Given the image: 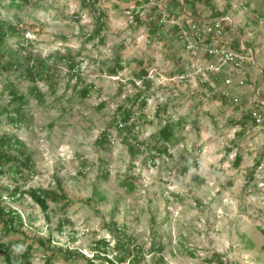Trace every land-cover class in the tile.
I'll return each mask as SVG.
<instances>
[{
  "label": "rangeland",
  "instance_id": "obj_1",
  "mask_svg": "<svg viewBox=\"0 0 264 264\" xmlns=\"http://www.w3.org/2000/svg\"><path fill=\"white\" fill-rule=\"evenodd\" d=\"M8 1L0 17L24 30L20 38L8 37L0 45L5 51L0 56V110L9 105L11 83L28 100L27 122L13 127L0 113V135L22 141L32 165L21 176L0 177V190L20 187L25 192L17 200L0 197V207L9 206L23 220L18 233L3 234L0 224V243L22 241L15 256L32 245L30 264H45L44 255H54L53 264H86V259L110 264L107 260L122 255L115 250L116 240L127 237L143 250L139 264H154L160 257L163 264H219L216 256L223 264H264V172L253 168L264 157V130L246 127L241 136L233 124L248 111L252 92L245 96L246 87H226L223 80L214 83L212 92L196 84V78L179 80L194 72L188 66L190 54L169 24L154 23L160 10L151 3L139 10V0H96L94 6H84L83 0H30L21 8ZM209 1V6L196 7L199 18L208 20L218 12L227 18L226 28L238 27L243 35L249 31L264 42V0ZM167 3L158 1L170 13ZM99 13L104 27L88 40ZM68 51L77 62L74 71L58 61ZM30 56L52 67L50 79L32 82L22 70L1 68L12 57L24 64ZM116 63L122 69L109 74ZM141 68L147 72L146 84L136 77ZM89 84V96L79 97ZM220 84L230 99L217 97ZM33 85L42 101L30 95ZM139 91L144 106L131 103ZM122 106L132 112L130 132L110 125L121 118ZM170 122L175 140L167 144L169 155L157 154L156 134ZM104 131L108 139L98 144ZM133 136L145 143L134 158L127 150L128 143L137 144ZM235 155L242 159L238 167ZM58 183L66 198L49 201L43 213L27 192L60 193ZM47 240L50 248L40 244ZM99 241L107 246L98 247ZM64 250L75 251L78 258H66ZM0 264H6L3 256Z\"/></svg>",
  "mask_w": 264,
  "mask_h": 264
},
{
  "label": "trees",
  "instance_id": "obj_2",
  "mask_svg": "<svg viewBox=\"0 0 264 264\" xmlns=\"http://www.w3.org/2000/svg\"><path fill=\"white\" fill-rule=\"evenodd\" d=\"M5 0H0V8L2 7V3ZM30 0H9L8 4L10 6H14L17 8H21L23 5L27 4ZM96 2V0H90V2L87 0H83L82 4L85 6L86 4H90L91 6H94L93 4ZM209 0H173L174 6L181 7L182 4L186 6V9L188 10L190 16L197 17L195 7L198 4H204L206 6H209ZM170 11V10H169ZM180 12L178 11H170L171 16H179ZM211 19H215L217 17H220L218 12H212ZM103 15L99 13L98 17H96V28L93 35H89L88 40H92L96 34L100 32V30L104 27L102 22ZM137 22L138 18L136 17ZM22 27H19L16 24L11 23L10 21L3 20L0 17V45H3L4 42L7 40L8 37H15L20 38L23 34ZM176 33V30L173 29ZM176 37V36H175ZM237 41V40H236ZM234 42V41H233ZM238 42V41H237ZM230 48L237 51L239 50L238 47L234 48L233 45H229ZM5 51L0 48V56L2 57L3 53ZM10 54V53H9ZM58 61L61 63H64L70 71H74L77 67V62L75 61V57L71 54L70 51H68L66 54L59 55ZM142 64V62L140 63ZM1 68L4 70H22L23 78L30 80L32 82L50 79L51 76L49 75L48 71L52 69L51 66H48L47 63L40 59V58H34V57H28L26 58V62L24 64L17 59L16 57H12V62L3 63L1 64ZM122 69V67L119 65V63H116L112 69H108L109 74L115 75L117 73V70ZM147 76V72L144 68H141L138 75L136 77L138 79H141L144 84H146L148 81L145 80ZM71 78H74L76 80V85L81 84L80 77L76 75L75 73L71 74ZM216 82H219L217 80ZM49 86L51 90L53 91L54 85L48 81ZM208 89L210 88L207 84H205ZM9 95H10V101L9 105L7 107L1 108L0 113L5 114L7 117V122L10 123L13 127H21L24 123L27 122L26 113H25V107L27 105L28 100L26 99V96L22 93H19V91L13 86V84H9ZM92 85H85L78 91V96L81 98H87L90 94V91L92 89ZM30 95L34 98H36L38 101H42L43 95L38 91L37 87L33 85L29 89ZM145 97L143 95L142 91H139V93L136 94L135 98L131 101L132 104L140 102L141 106L145 105ZM222 101H225L221 98ZM120 110L122 112V116L119 120L116 118L113 119L111 126H116L117 129L121 131L130 132L133 128V126H128V122L131 118L132 112L127 110L124 106L120 107ZM162 111L165 112V109H158V112ZM250 120V114L249 111H246L239 120L233 121V124L235 126H238L241 128V131L239 132V135L242 136L245 132V128L247 126H253L254 124H249ZM180 121H177L176 124H180ZM254 123V122H253ZM173 124L166 123L164 126H161L156 134L157 141H159V146L155 148V152L157 154H168V148L167 144H171L174 142V129ZM109 136V133L104 131L99 139L97 140L98 144H103L107 141ZM128 138V137H127ZM126 138V139H127ZM131 140H134L137 144H127V150L132 158L136 156V154H139L138 146L140 144L145 143H139L137 138L135 136L131 137ZM126 142V141H125ZM24 143L20 141L15 135H8V134H2L0 135V177L6 175V174H16L21 176L24 171H30L32 161L29 156H27L23 150ZM11 151H14V153H10ZM151 156L150 158H152ZM241 156L235 155V160L233 162L234 166L238 167L241 163ZM257 166V164L255 165ZM254 166V167H255ZM184 171L186 169L184 168ZM57 189L60 193H56V191L49 190V189H41V188H35V189H29L27 194L29 195L30 199L34 204H36L40 210L43 213L47 212L48 209V202H58L60 200H64L66 198L65 194H63L59 183L57 184ZM23 192L20 187H15L12 190L4 189L3 191L0 190V197L3 198V196L8 197L11 200H17L18 197H22ZM4 197V198H6ZM67 204V203H66ZM46 218H48V215H46ZM0 224L2 225V232L3 234H9L12 233H18L21 227H23V220L19 213L11 209L9 206H2L0 207ZM115 223H111V226H113ZM109 231L112 232L110 228H108ZM115 232L118 234H121L120 231L115 228ZM116 233V234H117ZM117 234V235H118ZM51 242L47 240L46 242H40L41 246H44L46 248H50ZM23 244L22 241L16 240V241H7L6 243H0V256H3L4 262L6 264H30V254L32 250V245H29L25 247L19 254V256L13 255L14 248L20 247ZM116 247L115 250H119L122 252V255H115L114 260H107L110 264H121L126 263L127 264H139L141 262V258L143 255V250L138 245L134 244V241L131 237H127V240L124 242L122 239L116 240ZM133 244V247L130 248V245ZM96 245L100 246H107V243L105 241H99L96 243ZM52 253L55 251V249H50ZM157 251H162L163 246H158L156 248ZM48 252V251H47ZM63 255L66 256V258H72L76 259L78 253L75 251H63ZM81 258H84L82 255H79ZM45 257V264H53L54 255L46 256ZM96 259L99 258L98 254L95 256ZM217 262L219 264H223L221 260H219V257L216 256ZM86 264H95L93 260L86 259ZM154 264H163V260L160 257L158 261Z\"/></svg>",
  "mask_w": 264,
  "mask_h": 264
},
{
  "label": "built area",
  "instance_id": "obj_3",
  "mask_svg": "<svg viewBox=\"0 0 264 264\" xmlns=\"http://www.w3.org/2000/svg\"><path fill=\"white\" fill-rule=\"evenodd\" d=\"M158 1L159 0H139L138 2H140V4L136 6L139 10L142 6H147L146 4L143 5L144 3H151L157 6L158 10H160V16L154 23L160 27L169 24L171 28L175 29L176 38L181 43L184 51L190 54L191 60L188 66H190L194 72L191 74H181L177 77L179 80H185L188 77H192V79L196 78V84L204 87L206 86L205 84H207L212 88L208 89L211 92L217 80H223L224 86L234 87L236 89L237 87L245 85L244 82L246 78L244 77V71L247 66L252 63L251 54L245 49L242 43L237 51L230 48V44H227L228 42L224 38V25L228 22L226 17L220 16L203 23L192 20L184 15L173 17L170 13H165L161 5H158ZM127 14L130 13L127 12ZM128 18L132 20L133 16L130 15ZM146 18L153 20L152 17L147 16ZM261 74V85L251 90L252 96L248 100V111L250 114V120L248 122L250 125H254L247 127H256L264 130V65L261 68ZM235 76H242V78L235 82L236 85L234 86L233 77ZM261 90L262 95L260 94ZM217 93L216 95L220 99L222 98L225 101L230 99V95L226 90L220 88ZM232 101L236 102V99H232ZM253 168L264 172V157L260 164Z\"/></svg>",
  "mask_w": 264,
  "mask_h": 264
},
{
  "label": "crops",
  "instance_id": "obj_4",
  "mask_svg": "<svg viewBox=\"0 0 264 264\" xmlns=\"http://www.w3.org/2000/svg\"><path fill=\"white\" fill-rule=\"evenodd\" d=\"M169 3L171 4L173 11H175L177 6H174L173 0H168L167 4L169 5ZM196 7H195V10H196L197 17H195V18L190 17V14H189V12L186 9V6L184 4H182L181 7H178V8H180L181 13L183 12L182 15L188 16L192 20L195 19L200 23L210 21L211 18L208 20L199 18V16H198L199 12H197L198 9ZM229 26L230 27H228V28H226L227 27L226 25L224 26V30H225L224 37H225L226 41L230 42V44L233 45L234 48H236V47L239 48L240 44L242 43L243 46L245 47V49L251 54L252 63L250 65H248L246 70L244 71V73H245L244 77L246 78V81L244 82L245 85L241 86V87H246L247 91L245 93L246 94L245 96H247V94L249 92H251L252 89H256L259 87V85H261V81H262L261 68L264 65V42L259 43V41H257V39H253V37H252L253 34H251L249 31L247 32L246 29H244L246 31V35L245 34L243 35L242 32L240 30H238V27H235V26L233 27L231 25H229ZM228 30H231L232 33L230 34L228 32ZM241 78H242V76L233 77L234 81H236V82L239 81ZM219 86L221 87V89L225 90V87H222L221 84Z\"/></svg>",
  "mask_w": 264,
  "mask_h": 264
},
{
  "label": "clouds",
  "instance_id": "obj_5",
  "mask_svg": "<svg viewBox=\"0 0 264 264\" xmlns=\"http://www.w3.org/2000/svg\"><path fill=\"white\" fill-rule=\"evenodd\" d=\"M190 17H192V16H190ZM194 19V18H193ZM195 21H197V20H195Z\"/></svg>",
  "mask_w": 264,
  "mask_h": 264
},
{
  "label": "water",
  "instance_id": "obj_6",
  "mask_svg": "<svg viewBox=\"0 0 264 264\" xmlns=\"http://www.w3.org/2000/svg\"><path fill=\"white\" fill-rule=\"evenodd\" d=\"M195 20V19H194ZM260 86V85H259Z\"/></svg>",
  "mask_w": 264,
  "mask_h": 264
}]
</instances>
